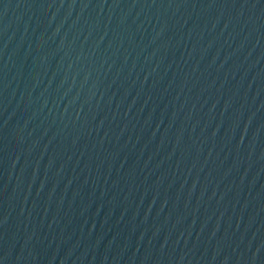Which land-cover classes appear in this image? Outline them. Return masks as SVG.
Here are the masks:
<instances>
[{
	"label": "water",
	"instance_id": "obj_1",
	"mask_svg": "<svg viewBox=\"0 0 264 264\" xmlns=\"http://www.w3.org/2000/svg\"><path fill=\"white\" fill-rule=\"evenodd\" d=\"M0 264H264V0H0Z\"/></svg>",
	"mask_w": 264,
	"mask_h": 264
}]
</instances>
